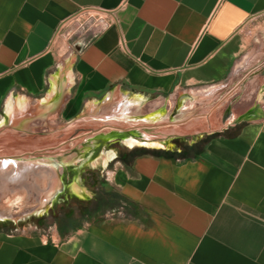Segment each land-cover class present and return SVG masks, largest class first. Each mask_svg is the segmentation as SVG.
<instances>
[{
    "label": "crops",
    "instance_id": "0c3cea01",
    "mask_svg": "<svg viewBox=\"0 0 264 264\" xmlns=\"http://www.w3.org/2000/svg\"><path fill=\"white\" fill-rule=\"evenodd\" d=\"M80 9L110 22L73 37ZM0 113L26 154L84 115L165 145L117 137L113 208L0 231V264H264V0H0Z\"/></svg>",
    "mask_w": 264,
    "mask_h": 264
},
{
    "label": "rangeland",
    "instance_id": "374dc122",
    "mask_svg": "<svg viewBox=\"0 0 264 264\" xmlns=\"http://www.w3.org/2000/svg\"><path fill=\"white\" fill-rule=\"evenodd\" d=\"M91 22L92 18L83 20V27L86 29ZM78 26L79 24L70 30L73 37L85 33L84 29ZM1 116L2 113L0 118ZM77 122L73 130L65 133L62 132L64 129H59V133L63 137L83 136L59 144L57 150L48 149L37 155L19 152L21 149L11 143L13 137L20 134L19 130H23L17 127V123L6 122L0 126V161L12 163L14 168H22L27 162L32 163L31 168L21 174L16 182H11L10 186L7 182L4 184L0 176V228H4L3 231L43 233L53 228L69 211L76 215L78 220H82L86 215L97 216L115 204L111 202L107 205L106 201L99 200L103 194L101 181L106 176L107 169L114 163V160H109L103 164L100 152L102 149H109L120 153L126 149L115 137L116 134L125 135V124L109 118L91 120L85 115L78 117L75 120V123ZM130 137L133 136L126 138ZM121 142L131 146L125 143L124 137ZM8 171H11L10 167L4 172ZM50 182L53 184L51 187ZM40 196L43 204L38 208ZM93 200L99 202L91 203ZM46 213L48 215L42 217L43 220L37 221L38 215ZM35 227L38 228L37 231Z\"/></svg>",
    "mask_w": 264,
    "mask_h": 264
},
{
    "label": "bare ground",
    "instance_id": "6f19581e",
    "mask_svg": "<svg viewBox=\"0 0 264 264\" xmlns=\"http://www.w3.org/2000/svg\"><path fill=\"white\" fill-rule=\"evenodd\" d=\"M13 106H16L18 105V103L14 102L12 103ZM125 106L127 107L128 106V102H125ZM121 109V107H120ZM15 109L13 110H9V106L7 107V109H5V113L7 114H16L17 111L14 112ZM125 132V135H121V134H116L115 137H124L125 138V143L128 144V145H134V144H141V143H144V144H148L150 145L149 147H152V146H156V147H160V146H165L162 141L156 139V140H152V141H145L143 139H138V138H135V137H130V138H126L129 135L128 131H124ZM143 144V145H144ZM104 148V147H103ZM114 155V152H112L111 150L109 149H102V151L100 152V157H101V161L102 163H106L107 161H109ZM6 159V158H5ZM8 159H13V158H8ZM32 166V163L30 162H27V164H25L24 167L21 168H18V166L16 168H14V166L12 165V163H3L2 161H0V176H1V180L3 181L4 184H6L7 182V185L10 186V183L11 182H16L18 179H20L19 177L21 176V174H23L25 171H28ZM11 168V171L13 170V172L11 171H8V172H4L5 169L7 168ZM47 169V168H46ZM53 181V179H52ZM52 182H50V185L49 187H51L53 184H51ZM39 200H41V202L38 204V208H40V204H43L42 202V196H40ZM43 206V205H42Z\"/></svg>",
    "mask_w": 264,
    "mask_h": 264
},
{
    "label": "built area",
    "instance_id": "2783aa9c",
    "mask_svg": "<svg viewBox=\"0 0 264 264\" xmlns=\"http://www.w3.org/2000/svg\"><path fill=\"white\" fill-rule=\"evenodd\" d=\"M89 18L93 19V22L90 23L86 29L83 27V20ZM75 25L84 29V32L88 30H92L93 28H102L108 25L110 22L109 17L101 13L100 11H96L95 9H80L77 13H75L70 19ZM83 31V30H82ZM76 34V33H75ZM82 34V33H81Z\"/></svg>",
    "mask_w": 264,
    "mask_h": 264
},
{
    "label": "trees",
    "instance_id": "16d2710c",
    "mask_svg": "<svg viewBox=\"0 0 264 264\" xmlns=\"http://www.w3.org/2000/svg\"><path fill=\"white\" fill-rule=\"evenodd\" d=\"M138 153H157V151H150V150H146V149H140ZM162 154H167V155H171V156H176V157H185L187 155L184 154L183 151L181 152H171V151H161Z\"/></svg>",
    "mask_w": 264,
    "mask_h": 264
},
{
    "label": "water",
    "instance_id": "95a60500",
    "mask_svg": "<svg viewBox=\"0 0 264 264\" xmlns=\"http://www.w3.org/2000/svg\"><path fill=\"white\" fill-rule=\"evenodd\" d=\"M10 99H11V97H10ZM12 99H14V97H13ZM5 109H7V106H5ZM90 109H91V104H88V105L85 107V109H84V113L87 112V111L90 110ZM4 112H5V110H4ZM15 116H16V114L13 115L12 113H11V114L4 113V117H5V119H8V120L13 119Z\"/></svg>",
    "mask_w": 264,
    "mask_h": 264
},
{
    "label": "flooded vegetation",
    "instance_id": "af4514ba",
    "mask_svg": "<svg viewBox=\"0 0 264 264\" xmlns=\"http://www.w3.org/2000/svg\"><path fill=\"white\" fill-rule=\"evenodd\" d=\"M47 215H48L47 213L44 214V215H38V220H37V221H41V220H43L42 217H45V216H47ZM3 229H4V228H0V231H3ZM37 229H38V228L35 227V230H36V231H37Z\"/></svg>",
    "mask_w": 264,
    "mask_h": 264
}]
</instances>
